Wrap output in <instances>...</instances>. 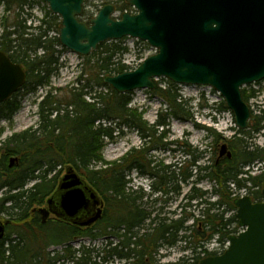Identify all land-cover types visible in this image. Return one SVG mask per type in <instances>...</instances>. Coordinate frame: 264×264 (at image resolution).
I'll return each mask as SVG.
<instances>
[{
  "label": "trees",
  "instance_id": "1",
  "mask_svg": "<svg viewBox=\"0 0 264 264\" xmlns=\"http://www.w3.org/2000/svg\"><path fill=\"white\" fill-rule=\"evenodd\" d=\"M0 2L10 14L4 16L0 25V51L20 63L26 72L23 86L0 103V121H10L20 107V97L48 86L59 70V58L66 48L57 37L60 17L48 9L44 0ZM35 3H42L45 10L38 25L32 24V13L27 11ZM115 8L121 12L130 6L120 0ZM92 15L84 10L81 19L88 21ZM53 30L57 34L50 35ZM124 39L100 43L96 50L82 57L80 73L75 79L77 87L64 94L47 90L38 102L35 128L0 139V190H4L0 195V214L7 215L10 221L0 240V264H57L61 258L60 264H104L113 260L124 261L123 264H199L203 257L200 254L205 257L218 253L206 247L212 239L216 237L218 242H223L237 232L235 196L229 185L234 184L237 189L247 185L257 187L252 198L261 199L264 170L251 175L244 168L255 162L264 164V146L249 144V139L264 130V107L255 114L248 129H236L227 140L230 158L222 156L211 164H200L198 160L205 150L197 152L185 142L183 155H190L191 159L179 158L169 164L154 162L149 151L167 148L162 143L164 133L157 135V129L168 126L170 119L192 120L193 114L189 100L169 80L165 87L154 81L152 93L160 96L166 107L159 109L153 124L129 106V93H118L103 83L106 75L132 69L122 60L129 51ZM241 92L244 101L249 102L256 91L243 87ZM219 109L227 110L223 101ZM123 127L136 130L141 139L151 144L138 149L132 147L113 161L104 159L105 142L121 133ZM203 128L216 140L222 139L211 127ZM1 132L2 128L0 135ZM11 157L16 160L9 166ZM69 165L104 202L101 218L90 227L80 228L58 219L42 223L34 211L53 191L62 169ZM132 172L150 179L148 194L127 185ZM203 179L212 183L210 191L195 186ZM32 180L35 182L25 188ZM180 184L190 187L183 195L185 202L180 205L178 216H152L143 198L157 193L165 202L167 194L180 192ZM212 195L217 199L211 200ZM192 202L195 208L199 207L197 217L184 209ZM189 219L192 224H187ZM12 234H16L13 239ZM81 236L102 237L105 243L99 248L80 245L72 249L68 242ZM178 242L184 243L183 250H191L192 255L197 253L193 262H189V255L183 254L176 262L161 263L156 256L159 248L172 247ZM64 243L67 244L61 254L50 256L46 251L52 244Z\"/></svg>",
  "mask_w": 264,
  "mask_h": 264
},
{
  "label": "water",
  "instance_id": "2",
  "mask_svg": "<svg viewBox=\"0 0 264 264\" xmlns=\"http://www.w3.org/2000/svg\"><path fill=\"white\" fill-rule=\"evenodd\" d=\"M60 17L58 41L80 56L100 43L130 37L156 50L134 69L103 77L118 93L152 89L153 79L180 85L209 86L223 98L235 126L247 129L254 115L241 88L264 79V0H126L134 13L112 17L114 5H102L88 22L81 20L84 0H44ZM26 72L0 51V103L25 82ZM231 157L227 144L219 156ZM15 158H10L9 165ZM263 200L249 196L234 200L236 219L245 230L229 237L228 248L199 264H264ZM39 208L42 222L49 213L73 224L89 226L102 215L97 193L67 166L56 191ZM7 221H0V239Z\"/></svg>",
  "mask_w": 264,
  "mask_h": 264
},
{
  "label": "rangeland",
  "instance_id": "3",
  "mask_svg": "<svg viewBox=\"0 0 264 264\" xmlns=\"http://www.w3.org/2000/svg\"><path fill=\"white\" fill-rule=\"evenodd\" d=\"M98 4V0H87L85 10L90 13H94ZM27 11L32 13L30 20H33V25L39 24V21L45 12L44 5L42 3H35L32 8L27 9ZM5 15L10 14L5 12L4 5L0 2V25ZM30 20L27 23H30ZM55 34L57 33L54 30L50 32V35ZM123 42L128 47L129 51L124 54L122 60L132 68L136 67L144 57L155 52V49L147 45L146 42L139 43L137 40L132 38H125ZM82 61L83 58L72 51L68 49L62 51L59 58V70L55 75L52 76L48 86L45 88H39L36 93L26 94L25 96L20 97V107L13 115L12 119L10 121H0V128H2L0 139H4L13 133L26 130L30 127L35 128L39 118L37 109L38 102L40 101L41 97L47 90H51L54 94H64V92L69 90L71 87H77L78 85L75 83V79L80 73ZM154 81L158 82V85L162 87L167 85L166 79L164 78H157ZM177 88L182 97L189 100L190 112L193 114L192 120L182 121L170 119L168 126L164 128L159 127L157 129V135H159L160 132L164 133L162 143H164L165 147L167 148L150 150L149 155L152 157L154 162L161 161L164 162V164H169L170 162H174L179 158H186L187 160L191 159L192 156H184L182 152L184 143L187 142L191 148L196 149L197 152L205 150L202 157H200L198 160V163L211 164L222 157L219 156L220 146L223 143H226L229 147L227 140L232 137V135L235 133V130L237 129L234 124L232 113L228 109H219L223 99L217 91L211 89L208 86L177 84ZM247 89L248 91L251 89L256 91L255 96L249 99V104L251 105L254 113L258 114L259 110L264 107V80ZM152 90L136 89L129 93L131 97L129 106L136 108L137 111L141 112L142 119L147 121L149 124L155 123L159 109H164L166 107L162 98L153 94ZM201 95H203L204 98H201ZM195 124L201 127H196ZM203 127H211L214 131L222 136V139L216 140ZM143 144L150 145L151 143H149L148 140L145 142L143 139H141L136 130L123 127V131L121 133L114 136L113 139L107 140L105 142V145L102 149V155L104 159L113 161L125 154L130 148L134 147L138 149L142 147ZM249 144L252 146H264V132L261 131L254 138L249 139ZM224 156L226 155H223V157ZM65 168L62 169L60 176L65 172ZM244 169L247 170L248 168L245 167ZM263 170L264 164L261 162H255L253 165H250V168L247 171L251 175H257ZM129 179L130 182L127 185L133 190L142 189L146 194L150 192L148 185L149 179H147L146 176L139 178L135 175V172H132L129 175ZM33 183V180L28 182L25 185V188L30 187ZM233 185L234 184L229 185L231 187L232 196L246 193L252 198L253 191L257 189V187L253 188L249 185L237 189ZM180 186V192L178 194H167L165 202L162 200L163 198L157 193H153L147 198H143V201L147 202L148 209L152 211V216L158 214L161 217L165 216L167 218H175L178 216L180 205L185 202L183 195L188 191L190 185L180 184ZM195 186L207 191L212 189V183L205 179L201 180ZM258 188H260V186ZM3 191L4 190H0V195L3 193ZM155 199L157 200L154 201ZM210 199L216 200L217 197L212 195ZM41 206H45V201L41 205H36L35 207ZM184 209L187 213H192L196 217L200 213L198 211L199 207L198 209L195 208L194 202L191 203V206H188ZM7 218V215L0 214V220L5 221ZM192 223V219L187 221V224ZM15 235L16 234H12L10 238L13 239ZM68 243L71 245L72 249H77L80 245L85 247L99 248L105 242L102 237L91 239L81 236L72 240L71 242L69 241ZM65 244L67 243H64V245ZM64 245L52 244L46 249V251L49 253L54 252L61 254ZM183 245V242H178L172 247H160L156 256L161 263L176 262L181 257V255L184 254L185 250H183ZM225 245L226 240L223 242H218L215 237L206 245V247L209 251L220 252L225 247ZM186 250L187 251H185V253L186 255H189V262L192 263L194 256H196L197 253L192 255L190 254L191 250ZM198 251L199 248H197V252ZM200 255L204 257L203 254ZM123 263L124 261L120 262L118 260H113L110 263L104 264Z\"/></svg>",
  "mask_w": 264,
  "mask_h": 264
},
{
  "label": "flooded vegetation",
  "instance_id": "4",
  "mask_svg": "<svg viewBox=\"0 0 264 264\" xmlns=\"http://www.w3.org/2000/svg\"><path fill=\"white\" fill-rule=\"evenodd\" d=\"M35 211V210H34ZM37 212V211H36ZM38 213V212H37ZM49 216H54V214H52V213H50V215ZM53 254H54V252H51L50 253V256H53ZM62 258L61 259H59L58 261H57V264H60V262H62Z\"/></svg>",
  "mask_w": 264,
  "mask_h": 264
}]
</instances>
